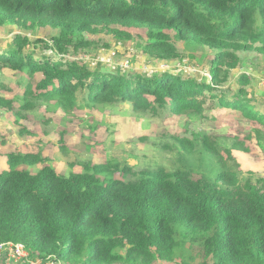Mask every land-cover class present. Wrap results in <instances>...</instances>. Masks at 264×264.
<instances>
[{"label": "trees", "instance_id": "trees-1", "mask_svg": "<svg viewBox=\"0 0 264 264\" xmlns=\"http://www.w3.org/2000/svg\"><path fill=\"white\" fill-rule=\"evenodd\" d=\"M5 24L58 31L50 39L57 54L38 57L36 46L50 49L49 43L22 33L0 51V72L26 77L19 108L0 97V107L17 116L43 101L66 113L129 103L137 113L201 116L219 104L259 117L248 103L247 74L232 96L219 88L240 66L239 52L264 54V0H0ZM129 28L148 30L142 48L154 59L180 58V42L208 48L211 80L92 70L64 54L86 49V36L98 31L130 40ZM198 138L177 137L181 165L175 169L87 163L64 176L41 153H8V168L0 171V242H21L33 258L54 256L63 264H190L187 254H202V264H264V178L244 177L210 134ZM197 144L205 151L196 165ZM207 153L215 157L216 174ZM39 164L35 174L19 169Z\"/></svg>", "mask_w": 264, "mask_h": 264}, {"label": "rangeland", "instance_id": "rangeland-1", "mask_svg": "<svg viewBox=\"0 0 264 264\" xmlns=\"http://www.w3.org/2000/svg\"><path fill=\"white\" fill-rule=\"evenodd\" d=\"M125 30L132 35V39L121 41L109 32L98 31L86 36L91 40L86 49L71 48L64 54L92 70L104 69L112 73L122 71L124 74L139 73L146 76L170 73L196 78L201 82L211 80L212 52L208 48L180 42V58L154 59L142 48L148 39V30ZM19 33L28 35L32 40L39 38L49 43L50 49L43 50L36 46L34 52L38 57L42 53L57 54L50 39L58 31L37 29L25 32L14 24L0 26V51L10 48L14 36ZM239 55L240 66L231 71L230 81L219 91L224 90L232 96L238 90L241 73L247 74L250 80L247 86L248 103L263 118V122L259 117L254 120L242 111L229 110L219 104L207 109L201 116L169 112H159L157 115L137 113L129 103L100 104L66 113L56 102L38 101L32 110L22 111L20 116L16 115V111L0 107V171L8 168L7 154L11 152L41 153L47 157L48 164L64 176L84 171L87 163L113 162L120 166L134 167L136 171L158 166L175 169L181 165L177 137L197 142L198 136L207 133L219 146L224 160L231 161L244 177L254 172L264 178V89L259 84V76L264 72V54L242 50ZM103 56L111 58V62H103ZM126 61H129L128 69L124 66ZM36 81L33 79V84ZM1 83L7 88L0 90V97L12 99L15 108H19L21 103L17 99L23 93L25 75L5 69L0 72ZM22 128L24 131L20 133ZM166 145L170 146V150L164 149ZM195 151L197 153L192 161L197 165L202 162L205 150L197 144ZM229 151H232L236 160L232 161ZM205 162L214 168L216 174L218 167L215 157L207 153ZM43 166H20L19 169H29L35 174ZM115 176L122 177L119 173ZM185 262L202 264V254H196L195 259L189 258L187 254ZM158 264L169 263L163 261Z\"/></svg>", "mask_w": 264, "mask_h": 264}, {"label": "built area", "instance_id": "built-area-1", "mask_svg": "<svg viewBox=\"0 0 264 264\" xmlns=\"http://www.w3.org/2000/svg\"><path fill=\"white\" fill-rule=\"evenodd\" d=\"M115 55V53H114ZM103 62H111V58H102ZM129 61L124 66L128 69ZM151 76L148 77H152ZM259 84L264 89V72L259 76ZM0 264H63L54 256H48L45 259L40 257L33 258L31 252L21 242H0Z\"/></svg>", "mask_w": 264, "mask_h": 264}]
</instances>
